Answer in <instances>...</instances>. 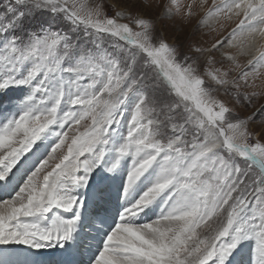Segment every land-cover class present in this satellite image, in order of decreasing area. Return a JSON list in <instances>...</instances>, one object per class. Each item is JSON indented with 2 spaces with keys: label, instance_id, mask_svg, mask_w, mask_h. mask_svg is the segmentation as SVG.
Listing matches in <instances>:
<instances>
[{
  "label": "snow or ice",
  "instance_id": "obj_1",
  "mask_svg": "<svg viewBox=\"0 0 264 264\" xmlns=\"http://www.w3.org/2000/svg\"><path fill=\"white\" fill-rule=\"evenodd\" d=\"M0 192V264H264V0H0Z\"/></svg>",
  "mask_w": 264,
  "mask_h": 264
},
{
  "label": "rangeland",
  "instance_id": "obj_2",
  "mask_svg": "<svg viewBox=\"0 0 264 264\" xmlns=\"http://www.w3.org/2000/svg\"><path fill=\"white\" fill-rule=\"evenodd\" d=\"M155 2V0H154ZM161 4L166 3L167 0H159ZM157 11H160L159 9ZM111 14V13H109ZM161 25L164 27L166 34L168 35L169 41L175 43L173 36H176L178 42L185 40L195 28L198 23V18L194 19L192 23L187 25L186 28H183L180 35H176L175 29H181L182 25L179 20H172V21H161ZM171 26V27H170ZM160 27L158 23V28ZM230 30V29H228ZM207 33V34H205ZM227 34V30L223 33V35ZM219 38L216 36L215 33H209L207 29H204L201 33L197 34V41L203 44L204 46H208L213 42V38ZM250 255V250H248L245 255H243L244 264L247 263L245 259ZM247 256V257H246ZM248 264V263H247Z\"/></svg>",
  "mask_w": 264,
  "mask_h": 264
},
{
  "label": "bare ground",
  "instance_id": "obj_3",
  "mask_svg": "<svg viewBox=\"0 0 264 264\" xmlns=\"http://www.w3.org/2000/svg\"><path fill=\"white\" fill-rule=\"evenodd\" d=\"M191 23H192V22H191ZM0 194H1V195H5L6 193L0 192ZM19 254H20V255H27V253H24V252H21V253H19ZM45 257H48V258H52V257H53V258H54V257H55V258H59V256H58L57 253H56V250H53L51 254H48V253H42V254L39 255L38 259H39V261H41V263H42V259L45 258ZM246 257H247V256H246ZM245 260H246V259H245ZM246 261H247L248 264H250V258L247 257V260H246ZM247 263H246V264H247Z\"/></svg>",
  "mask_w": 264,
  "mask_h": 264
}]
</instances>
